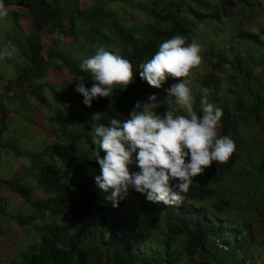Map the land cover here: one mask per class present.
I'll use <instances>...</instances> for the list:
<instances>
[{
  "label": "trees",
  "instance_id": "16d2710c",
  "mask_svg": "<svg viewBox=\"0 0 264 264\" xmlns=\"http://www.w3.org/2000/svg\"><path fill=\"white\" fill-rule=\"evenodd\" d=\"M12 1L3 0V3L5 6L13 3L21 16L30 21L31 59L42 65L45 60L41 55L39 33L52 34L51 30L61 29V23H57L58 7L55 3L49 6V0ZM14 18L17 21V13ZM162 19L168 20V28L152 31V36L139 44L127 32L118 35L125 46L124 58L133 66L132 84L125 90L115 89L107 98L93 100L91 107L85 106L77 113L74 117L80 127L72 131L68 141L58 143L55 140L43 152L28 155L34 160L35 185L41 195L33 197L18 192V183L4 182L13 186L23 199L21 211L25 217L36 221L34 226L23 223L19 228L22 238L30 236L24 226L33 227L34 242L19 251L18 264H264V185L251 175L264 177V154L255 166L238 155L239 147L244 144L239 125L247 123L248 119L252 122L255 118L263 120L261 98L248 99L247 102H252L248 105L236 97L232 114L223 105H216L223 110L218 136H230L235 142V151L227 163L213 162L205 170L202 182L193 181L178 206L153 203L147 200L146 194L129 189L127 197L114 208L105 199L106 194L95 185L94 177L100 174V168L94 159H89L95 150L88 136L92 127L97 124L108 126L112 118L123 121L130 116L137 102L146 104L150 96L158 97L160 89L152 88L140 79L139 64L150 60L159 45L173 36H183L186 43L193 40L191 24L173 15L156 18ZM224 61L219 59L217 65L222 66ZM78 74L85 77L87 88H91V78L86 73ZM24 76L23 73L18 77ZM21 81L19 83L26 80ZM206 81L203 80L200 86L208 89ZM4 86L6 89L7 84ZM209 98V102H214V97ZM200 99V96L195 98L197 105ZM194 109L202 115L200 107ZM236 111L243 112L238 114ZM164 113L162 109L158 112L162 116ZM94 114L100 115L93 117ZM259 129L264 138L263 122ZM104 155L100 153L101 158ZM37 156L57 160L59 165L40 164ZM236 161L247 164L240 175L235 173ZM29 174L32 176L31 168ZM221 183L225 184L227 193L221 192L222 195L214 200V188ZM247 186H252L250 194ZM256 188L262 190L258 192ZM228 193H236L245 202L237 203ZM210 199L211 210L204 206ZM243 204L246 209L241 207ZM231 211L239 213V222L230 223L221 218L224 212ZM0 215L1 218L5 215L1 208ZM227 234L231 236L230 240Z\"/></svg>",
  "mask_w": 264,
  "mask_h": 264
},
{
  "label": "rangeland",
  "instance_id": "374dc122",
  "mask_svg": "<svg viewBox=\"0 0 264 264\" xmlns=\"http://www.w3.org/2000/svg\"><path fill=\"white\" fill-rule=\"evenodd\" d=\"M51 3L57 5V23H61V29L56 28L51 33L60 38L39 33L41 55L45 60L42 65L35 64L31 59L28 38L32 34L30 21L21 16L13 3L6 6L8 16L0 19V53L9 45H14L16 49L10 58L0 59V178H11L18 183V192L33 197L39 192L33 185L36 179L34 160L28 155L43 152L54 139L58 143L68 141L72 131L80 127L74 116L85 109L83 97L75 91L76 78L80 76L78 73H83L80 70L82 61L93 55L98 46L124 57L125 46L118 38L119 33L131 34L139 44L151 37L152 31H165L168 28V20H156L164 15H173L191 24L192 39L202 47V63L192 70L189 85L194 108L200 107V100L197 105L195 98L201 97L200 90L204 88L200 84L203 80H207L208 100L214 97L211 103L223 105L230 114L235 112L236 97L248 105L252 103L247 102L248 99H262L263 120L255 118L252 122L248 119L247 123L239 125L244 144L239 147L238 155L254 165L264 154V138L259 129L261 122L264 124V0H49V6ZM15 13L18 15L17 21ZM221 58L230 59L228 66L225 61L222 66L217 65ZM23 73L25 76L19 78ZM32 73L35 74L28 76ZM24 78L26 81L19 83ZM176 82L169 78L160 88L157 102L161 106L154 109L157 114L160 109L167 111L168 106L176 108L174 98L166 97V90ZM83 83L87 88L86 80ZM4 84H7L6 89ZM93 130L94 127L88 133L90 138ZM88 152L86 149V154ZM40 164L59 165L57 160L46 156L40 159ZM245 166L247 164L243 161L237 162L235 173L240 175ZM28 168H31L32 179L23 181L20 178ZM136 170L139 169L130 166V171ZM203 175L194 181L202 182ZM251 175L259 178V183L264 185V177H258L255 173ZM247 187L250 194L252 186ZM5 189L0 199V208L5 212L3 220L0 219V237L5 232L0 264H18L19 251L24 250L26 244L23 239L18 242L20 235L12 233L13 227L20 228L23 223L34 226L36 221L23 216V199L13 186ZM224 190V183L217 185L214 200L222 195L221 192H226ZM256 190L259 192L262 189ZM236 193L228 194L237 203H244V199ZM210 201L204 202L209 210ZM241 207L246 209L244 204ZM239 217V213L233 211L221 215L230 223L239 222ZM24 229L29 235L34 232L30 226H24ZM227 236L230 240L231 236ZM27 239L34 241L32 236H27ZM7 243L8 250L5 249ZM5 250L8 252L7 258Z\"/></svg>",
  "mask_w": 264,
  "mask_h": 264
},
{
  "label": "clouds",
  "instance_id": "9594fccd",
  "mask_svg": "<svg viewBox=\"0 0 264 264\" xmlns=\"http://www.w3.org/2000/svg\"><path fill=\"white\" fill-rule=\"evenodd\" d=\"M7 16L8 9L0 0V19ZM15 51V46L9 45L0 53V59L10 58ZM201 52L202 47L195 39L186 43L183 36L176 35L162 42L150 60L139 64L140 79L152 88H162L169 78L178 81L166 90V97L174 98L175 109L168 106L163 116L158 115L154 109L161 104L153 95L146 104L137 102L127 119L112 118L108 126L97 124L94 127L91 139L95 150L89 159H94L100 168L94 182L114 208L127 197L129 189L146 194L147 200L153 203L178 206L196 177L202 176L213 162L227 163L234 153L236 145L233 139L227 135L218 136L223 110L209 102V89L200 90L202 115L194 109L189 85L192 70L202 63ZM229 63L230 59L225 60L227 66ZM80 70L93 81L91 88H86L83 83L85 77L76 78L75 91L83 97L86 107H91L97 98L111 96L115 89H127L134 79L130 60L106 50L104 46H98L93 55L84 59ZM177 110L184 114H177ZM99 115L94 114L93 117ZM101 152L105 153L103 158ZM133 165L139 170L130 171ZM22 178L23 181L31 178L29 168ZM11 181V178L0 179L3 187L0 199L8 186L4 182ZM39 195L41 192L36 196ZM13 229L17 232L12 230V233L17 235L19 227L14 226Z\"/></svg>",
  "mask_w": 264,
  "mask_h": 264
},
{
  "label": "crops",
  "instance_id": "0c3cea01",
  "mask_svg": "<svg viewBox=\"0 0 264 264\" xmlns=\"http://www.w3.org/2000/svg\"><path fill=\"white\" fill-rule=\"evenodd\" d=\"M0 179H2V178H0ZM3 187L0 185V191L2 192V189ZM0 219H1V215H0ZM1 221V220H0ZM3 224H5L4 222H3ZM14 230V229H13ZM14 231H16V230H14ZM17 232V231H16ZM4 238H5V232H2V236L0 237V249H2V251L4 250V245H3V241H4ZM18 239V242L19 241H21V239H23L24 240V244H27V242L28 243H30V241H29V239H27V237H22V238H17ZM8 243H7V246H6V250H8ZM13 247L14 248H17L14 244H13ZM23 249V248H22ZM5 250V251H6ZM7 251H6V253H5V256L7 255ZM6 258H7V256H6ZM9 258V257H8Z\"/></svg>",
  "mask_w": 264,
  "mask_h": 264
}]
</instances>
